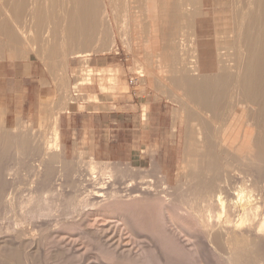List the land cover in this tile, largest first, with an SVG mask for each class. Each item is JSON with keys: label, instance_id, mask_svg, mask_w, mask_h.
<instances>
[{"label": "rangeland", "instance_id": "obj_1", "mask_svg": "<svg viewBox=\"0 0 264 264\" xmlns=\"http://www.w3.org/2000/svg\"><path fill=\"white\" fill-rule=\"evenodd\" d=\"M2 1L3 0H0V2H1L0 4L3 5L4 14L8 15L11 20H14L10 16L11 14L10 15L8 14L7 8L5 7L8 5V3L6 1L5 2L4 1L2 2ZM30 1H31L30 2L31 10L34 6L39 5L40 2L46 3L48 6L51 4H57L53 7V9H54L56 15H58V17L60 16V20L62 22L64 21L63 16H62V11H61L64 8L62 0H45V1L44 0H30ZM143 1H141L140 7H139L140 10L137 9L138 10L137 12L142 11V12H139L140 16L146 14V9H145L146 8V2L144 1L145 2L144 3ZM173 1L174 2L170 6H171V9H172L174 14L168 16L169 18L166 17L167 19L165 17L162 19V15H161L162 14L161 10L162 9L164 10V8H163L164 4H165L164 0H159V6H158L159 10L161 9L160 14H159L158 26L163 28L165 25L166 26L168 25L167 28H170V30H168L166 32L168 37L166 36L165 32H161V34L156 36V37L148 35L149 29L147 28L148 27L147 26L148 21L145 18L146 16H141V18L140 17L137 18V19H140L141 21L136 20L138 22L140 21V23H139L140 25L139 24L135 25V30H136V28H138V30H136V31L133 28L134 27L133 21H134L135 16H132V17L130 16V18L128 17V19H130L131 22L128 19H126L127 17H125V18L123 17L126 20V22L123 18H121L120 19L121 21L119 20V22H118L121 24L118 25V23H117V26H116V23L112 17L111 29L113 30V32H110V33H113V35L109 34V36L112 37V40L110 39V42L111 41H113V42L109 43V44H111V45H109V47H111V48H108L109 50L107 49L105 52H98V53L92 52L93 54L91 53V54H88L86 56L81 55V57L80 56L78 57V55L72 56L74 54H71V55H69V54L64 55L63 54L65 56L64 58L68 59L69 64L67 62H64L63 72L59 76L60 78L57 82V87H56L54 94L52 96H50L49 99L48 98L45 99V103L49 108L48 119L44 122L41 121L40 125L37 126L32 122L21 121V124L19 126H13V125H11V123L13 122L11 119H7L4 116H0V164L3 165V166L0 165V169L5 166L4 170L1 169L3 171V174H2V171H0V174L2 175V177L0 178V181H3V183L0 182V187H2V189H0V207H1L0 208V235H1L0 236V241H1L0 246L4 244V242H3L4 239L8 238V235H7L8 233H10L11 237L13 236V239L14 238L17 239L16 238L17 233L21 232L23 235H21V239L20 238L17 239L18 240L17 243L20 241L19 242L20 244H22V242H23L22 246L25 245V246H29V247H27V249H26L25 246H23L24 248H21L20 246H18L19 244H14L15 246L12 245L14 247L12 249V252L14 251V253H17L15 255L19 260H20V258L18 256L20 255V253H22L23 250H25L28 254H30V257H28V260H27L29 262H27L26 264H119V263L120 264H228L229 263L230 264L231 263L230 259L232 257V255H231L232 251H231V253H229L230 252L229 250H231V249H228V247L225 246L224 243H223V247H222V244L220 245V243L223 242V240H222V242H220V237L218 238L214 235L215 237H212V238L215 240L212 241V238L208 237V233H206L207 234L206 235L204 233V231H200V230L197 231V230L188 229V230H183L181 232H178L176 229H180V228H178V226H181L183 228L184 220H180L178 218L179 216H176L175 217V223L166 222L164 219V216L162 214L163 212H161L162 210H160V201H156L157 200L156 197H154V200H153L152 196L149 199L145 200V201H147V203H149L148 200H150V199H151L150 201L153 200V202H152L153 204L150 202L152 205L149 203L150 205L148 207L147 206H143V207L140 206V208H139L140 202L142 205H145L146 202L140 201V200L139 201L136 200V202H135V200H133V199L131 200V198L129 197L131 195L128 194L129 192L131 193V190L133 191V190H136L138 188L140 181L147 180L150 178L153 179V184H155V185L160 179H163L164 181H166L168 184V187H169L168 191L172 192L174 194V197H179L180 195H182L183 192L185 191V188L187 187L188 173H187V169L183 168V166L185 164V159H186V154H187L188 138H189V135H187V130H186L187 125L185 122H183L184 119L183 120L176 119V117H177L176 112L178 111V109H180L181 105H179L178 103L173 101V98H175V96L172 92V87H170L171 85L168 83L169 81H167L165 79H164V83H162L160 81L162 74L164 76V72H160V69H157V65H158L157 62L156 63L152 62V60L154 61V58H155L153 55V51L154 50H162V51L165 50L168 52V51L175 50V49H177V50L182 49V48L186 49L187 48L186 42L189 43V39L191 38V33H192V30L194 29L195 22L197 24V35L200 38H206V39H203V42L209 43L210 41H212L214 43L213 40L216 39L218 30L228 31L232 28L230 17H231V15L234 14V12H235L234 10L236 9L237 5L240 4L241 0H237V1L236 0H200L199 4H197L196 1H194V2L189 1L190 4L194 3V7H196V8H198V6H200L201 15L203 14V16H199L195 20H193V19L190 20V16H184L182 14L183 11H184V13L187 12V11H185L186 9H184V8H187L186 5H187L188 0H173ZM231 1H233V3ZM3 3L6 5L4 6ZM181 5H183L185 7H183ZM181 9H183L182 12H181ZM32 12H33V10H32ZM232 12H233V14H232ZM177 13H178V15H177ZM179 13H181L182 15ZM59 14H61V15H59ZM185 14H187V13H185ZM34 15L35 14H33V16ZM122 19H123V21H122ZM165 22L166 23L169 22V23L166 24ZM64 23L65 22H63V26L60 29V33H59V35L61 37V44H62L61 50L62 51L66 50V48L69 49L67 46L68 40L66 37V33L63 32ZM123 23H125L127 26H124L125 30L123 33L121 32V34H120V31L124 29ZM135 23H137V22H135ZM190 24H191V29H190ZM131 25H133V27ZM137 25L138 26L142 25L141 26L142 28L136 27ZM143 27H146L148 29V31L145 28L143 29ZM101 28H99V30L97 32L98 34L94 35L95 39L93 38V42L95 40H97V42L96 41L94 42L95 44H97V46L100 43L98 39H100V41L103 40V39H101V35L103 34V32L100 33L102 31ZM93 29H95V27ZM31 30L27 31L25 29V31L22 30L23 31L22 32L20 30V32L22 35H24L23 33H25V38H28V37L35 36V32L33 30L32 31ZM129 32H130V35H127L128 36L127 37L126 34H129ZM138 32H140V33H138ZM122 34H125V35H122ZM136 34L137 35L139 34L138 36L140 39L138 38V36ZM140 34H141V36L143 35V37H141ZM162 34H165V37ZM176 34H178V35H176ZM145 35H148V37H147L148 40L150 37H152V38H150L151 41L149 40L150 42L146 41L147 38H144V37H146ZM65 37H66V40H65ZM96 37L98 39H96ZM136 37H137V40H135ZM47 38L48 39L51 38V31L50 30H49V32H47ZM102 38H104V35L102 36ZM122 38H124V39H122ZM123 40H124V42H126V44L128 41V44H127L128 48H127V45L123 42ZM135 41L138 45L135 43ZM107 42H109V41H107ZM140 42H141V44H140ZM112 43H114V44H112ZM63 44L64 45L66 44L65 48H64ZM185 45H186V47H185ZM94 47L96 48V45H94L93 48ZM136 48H137V50H136ZM32 50L39 51V46L36 45L35 47L32 48ZM141 50H143V52ZM134 51H136V52H134ZM113 52H119V53L117 55H114ZM132 52H134V53H132ZM137 52H139V53H137ZM108 53H111L112 55L109 56L108 59L100 60V63H102L101 65H103L105 67H109V66L116 67L117 66L120 68V71L118 74H120V73L121 74H120V76L117 75L119 77H117L112 72V70H110L112 72V74H114L116 79L120 78L117 81H116V79L112 80L111 77H114V76L110 75L111 77L110 76H109V78L106 77L107 74H109V73L111 74V72L109 70H108L109 72L106 70L105 71L98 70L96 68H101V67L95 66V64L89 60L90 56H96L97 58H104L103 54L107 55ZM44 55L45 54L42 53V56H44ZM209 55H208V57H209ZM149 56H151V58H149ZM138 57H142L145 59L147 58L148 60L150 59L149 63L151 65L149 64V67L151 66L150 67L151 69H152V67H154L152 69V71L156 67V69L154 70L155 74H156L155 79L150 81L148 78L149 76H142V74H140V72H138V69L141 67V65H139L141 62V58H138ZM137 59H139L138 62H137ZM72 60H73V67L71 68L70 65H71ZM86 61L89 62V64L95 68L94 72H93V70H90L91 72L89 70H87L88 68H86V66H85ZM137 66H138V68H137ZM81 68H83V69H81ZM81 70H82V72H81ZM206 71L210 72L211 69L208 68ZM100 72H101V75L103 74L105 76H103V75L99 76L98 74H100ZM137 72L140 76V79H138V82H137L138 85L137 84H135V85L139 86L141 94H144V93L145 94L148 93V94H147L146 98H135V102L136 103H143L144 102V104L142 106L144 108V105L145 106L149 105V103H146V101H149V100L152 101V99L154 98L155 100L160 102V103H156L154 105V111L161 113V115H160L161 119L158 122V124H162V127H163V125L169 127L170 123H171V126H172V122H171V118L169 116V112H171V117L173 119V123L175 124L173 126L174 127L173 133H172L171 129H166L168 139H169V141L172 142L171 146L175 147V149L174 150L168 149L170 145L165 144L164 150L159 151V153L156 157V160H155L158 168L151 167L152 165L150 166L149 162H144L142 164L131 166V165L125 164V163L98 161V160H95L94 158H92L87 153L86 150H84L80 147H75L73 149L70 146L68 150H65L61 144V140L56 138V136H55L56 131L54 130L55 127L57 126L56 128H59V131H60L61 114L63 112H66L67 110L72 111V110L76 109L79 101L97 100L96 99L97 93H100V92L101 93L124 92V91L129 90L131 87L135 86V85L130 84L129 78L131 76H133L134 74H136ZM82 73L85 75H83ZM90 73H92V78H91ZM80 74H81V76H80ZM82 75L84 77L86 76V78H84ZM82 77H83V79H82ZM87 78H90V80H88ZM91 79H93V80H91ZM102 79H103V82H102ZM104 82H106V83H104ZM166 82H167V84H166ZM116 83H119L118 84L119 87L117 86ZM167 85H169V86H167ZM73 87H75V88L73 89ZM75 90H78V91H75ZM75 92L78 93V96H74ZM89 94H93L95 96L93 97V95H89ZM87 95H88V97L85 98ZM167 110H168V117L165 114V112H167ZM52 117H54V118L58 117L57 119L59 121L57 119L52 118ZM53 122H56V123L58 122V124L56 125V123H55V126H54ZM41 127H42V129H40ZM209 130H211V126L209 127ZM163 133L164 132L159 133V135H158V133L155 135L153 134L152 141H151L153 149L157 150V148H160V146L162 145ZM54 136H55V139H53ZM6 139H8L9 141ZM57 141H60V142H57ZM2 142H3V144H2ZM5 142H7V143H5ZM56 142L58 144H61L60 150L58 151V154L56 155L57 151H53L55 153L50 152V153H47L45 155L46 157L43 156L44 155L43 153L46 152L45 151L46 146H49L48 144H50L51 148H55L58 145ZM6 147L8 150L6 149ZM153 153H155V152H153ZM165 154H169L170 159H168L165 156ZM39 157H40V159H39ZM47 157H49V158H47ZM58 157H59V159H58ZM10 160H11V163H10ZM87 160H88V162H87ZM41 161L43 162L42 169H40V167H41L40 163H42ZM90 161L95 165V168L93 169L95 173L92 172L93 170L88 169V167H89L88 165L91 163ZM44 163H45V165H44ZM37 164L39 166H37ZM48 164H50V165L47 166ZM10 166H11L12 171L14 170L13 172H10V173L14 174V175L11 177H8L10 175H8L7 173L10 170L5 169V168L10 167ZM19 167H20V169H19ZM57 167H58V171H57ZM105 167H107V168L109 167L110 170L109 169L107 170V168H105ZM55 168H56V170H55ZM103 168L106 169V172H108V173H106L105 171L103 172ZM238 168L240 170L244 169V167H241V166H239ZM253 168H254V166H253ZM21 169L23 171H21ZM43 169H44V171H43ZM46 169H50V170L52 169V171L48 172V174H47V172H45ZM41 170L44 173L41 172ZM109 171H110V173H109ZM15 172H18V173H15ZM237 172H239V171L237 170ZM28 173H29V175H28ZM38 173H39V175H38ZM17 174L20 176H18ZM40 174L43 176H41ZM103 174H104V176H100ZM254 174H255V172H254ZM6 175H8L7 178L5 177ZM91 175L94 176L95 178L97 177L98 179L97 178L95 179ZM38 176H40V178H38ZM36 177H37V180H36ZM254 177L256 178V176H254ZM15 178H16V180H15ZM24 178H26V179H24ZM6 179L9 181H7ZM93 179L96 181H94ZM32 180H33V182L36 181L35 182L36 188L34 187V189H36V190L30 189L29 185L32 182ZM15 181L17 182L18 186H17V184H15L16 183ZM63 182L65 184H63ZM1 183L2 184L6 183V186H9L8 189H10L12 187L10 190H14V192L16 193V197L14 198V200L16 201V203H15V201H14V203L16 205L13 204V205H15L14 207H13V205L11 206V205L7 204L6 199H4L5 196L3 198V194L4 193L7 194L10 190L8 191L7 187L4 185L2 186ZM62 184H63V186H62ZM73 184H74V186H73ZM128 184L131 185L129 188H128V186H129ZM13 185H14V187H13ZM77 185H78V187H77ZM3 187H6L7 190L3 189ZM88 188H89V190H88ZM1 190H3L4 192ZM78 190H80V191H78ZM98 190L102 191L103 192L102 194L105 193L104 197L103 196L98 197V198L95 197ZM111 190H112V192H111ZM115 190L117 191V193H119L118 196L121 197V201L124 202V200H125V202H124L125 204L122 202H120V203L118 202V200H119L118 198H120V197H117V199H118L117 200L116 198H113L111 195H108L109 192H110V194H112L115 192ZM127 190H129V191H127ZM43 192H44V194H43ZM106 193H108V194H106ZM30 194H31V196H30ZM25 195H27V196H25ZM71 195H72V198H71ZM73 196H74V198H73ZM39 197L41 199H39ZM47 197H49V200L47 199ZM94 197L97 199V202L95 201L96 199H93ZM31 198H32V200H31ZM27 199L29 200L28 201L29 203L27 202ZM33 199L35 201L34 204L32 203ZM104 199L107 201H105ZM108 199H110V200H108ZM46 200H47V202H46ZM112 200H114V201L117 200V202H114L116 204V206L114 205ZM20 201L21 202L25 201L24 202L25 204L23 202H22L23 205L20 204L21 203ZM30 201H31V204H30ZM63 201L65 202V204ZM85 201L87 203H84ZM127 201L131 202V203H132V201H134V202L132 204L131 203L129 204ZM71 202H73V203L71 204ZM88 202H90L92 204L89 203V205H88ZM99 202L102 204H99ZM104 202H106V203H104ZM109 202L111 204H109ZM154 202H156V203L159 202V205L157 204V206L154 207V205H156ZM35 203L37 204L36 206H35ZM43 203L47 204V205L49 204L50 206L48 205L49 206L48 208L51 207V209H48L47 205H43ZM57 203H59V204H57ZM83 203L87 204V205L84 206ZM94 203H95V205H93ZM134 203H135V205H133ZM80 204H81V206H80ZM117 204H120L121 206H119ZM78 205L80 207H78ZM23 206H24L25 210H24ZM37 206H39V207H37ZM44 206H46V208ZM92 206L96 210L94 208H92ZM113 206H114V208H112ZM118 206H119V208L121 207L120 210L118 209ZM123 206L124 207L126 206V207L124 208ZM133 206L135 208H132V210H131V207H133ZM128 207H130V208L128 209ZM136 207L138 209H136ZM13 209H15V210H13ZM20 209H22V210H20ZM32 209L35 211H32ZM36 209H37V211L39 209V211H41V212L46 211V209H47V211L49 210L51 213L48 216H44V217H40V218L34 217L35 218L34 219L33 214H31V213L32 212L39 213V211L37 212ZM125 209H127V210H125ZM133 210H134V212H133ZM28 211H32L31 213H29L32 216H29V214H27ZM104 211H108V212L105 213ZM113 211L114 212L116 211L115 212L116 214ZM145 211H148V212H145ZM214 212L217 213L218 211H214ZM108 213L110 215H108ZM140 214H142V216ZM30 219H31V221H30ZM16 221L18 222V224L21 223V226L18 225ZM76 221H77V223H76ZM164 222L166 223L165 228H164ZM22 224H24V225H22ZM25 226H26V228H25ZM17 227H19L20 229ZM25 229H26V231H25ZM169 229H175L176 232H173V233L171 232L172 233V235H171V233L168 232ZM7 231H8V233H7ZM10 231H12V232H10ZM163 231L166 233L164 234ZM33 233L34 234L36 233V235H34ZM174 233H176V234H174ZM167 234H169L168 236H170V237H167ZM3 235H6L7 237L6 236H5V238L3 237L4 239L2 240ZM28 238H30V239H28ZM113 238H115L114 239L115 241L113 240V242H112L111 240ZM210 238H211V240H208ZM216 238L218 239V241H216ZM118 240L121 242L122 241L125 242V243L122 242L123 248H124L125 252H126V250H127V253L129 251V255H130L129 256L128 254H126L124 252L126 255H128V257H126V256L124 257V254H121L123 257L121 255L118 257L123 258L122 260H121V258H119L117 260L118 257L116 258L115 256L118 254H116L115 256L113 254L114 249L112 246L114 245V243L116 244V242ZM250 240L252 241L254 239L251 238ZM250 240L249 239H247V240L243 239V241H245L247 244H244L245 242L242 243L241 242L242 240L239 242V244H240V246H242V248H243V246L246 245L244 247L246 250L243 248V250H245L244 253L242 252V248H240V246L238 244V246L242 252V256H243V254L246 257L249 255L250 259L247 257L249 262L253 261L254 258L257 259L258 255H259L258 258H260V255L263 254V253H261V254L257 255L259 250H256V248L258 249V247L255 245L256 242L254 240L252 243H254V242L255 243L252 244V246H250L251 245ZM110 241L112 243H109ZM214 241H216L217 243L215 242V244H214ZM25 242H27V244H25ZM210 242H212L213 246L211 245ZM28 243H29V245H28ZM241 243H242V245H241ZM248 245L251 248H249V247L247 248ZM72 246L75 249L74 251L70 250V248ZM253 246L255 247V251H254ZM3 247H6V245ZM15 247L16 248L20 247L21 250H20V248L16 249ZM219 247H220V249H219ZM6 248L0 249V251L2 250L0 253V260L2 262L0 261V264L9 263L7 251H10V247H8L9 249L7 248V250H6ZM156 249H157V251H156ZM249 249H252L253 252H255V253H250V252H252V250L250 251ZM3 250H5L7 253L4 252ZM197 250L199 252H197ZM220 251H222V252H220ZM247 252H249V254ZM221 253H222V255H220ZM256 255H257V257H256ZM229 256H230V258H229ZM242 256L240 257L239 260L243 264L246 260H242V259H245L246 257L245 256L242 257ZM261 256H263V255H261ZM221 257H224V258L227 257V258H226V260H224V258H221ZM29 258H30V260H29ZM228 258H229V261H228ZM251 258H253V259L251 260ZM262 258L264 260V256ZM262 258H261V262L263 263L264 261H262ZM225 261L226 262L228 261V263H226ZM247 263H248V261H247ZM20 264H24V263H22V261H21ZM231 264H233V263H231Z\"/></svg>", "mask_w": 264, "mask_h": 264}, {"label": "bare ground", "instance_id": "obj_2", "mask_svg": "<svg viewBox=\"0 0 264 264\" xmlns=\"http://www.w3.org/2000/svg\"><path fill=\"white\" fill-rule=\"evenodd\" d=\"M3 1L4 2L6 1L8 3L7 8L10 6L9 9H7V12L9 15L11 14V12H13L12 10H14L13 13H15V15L20 14L19 10H18V12H15V8H16L15 6L22 5L23 7L25 6V8L27 6V5H23V4L27 3V0H3ZM141 1H143V0H62L64 8L61 11H62V16H63V20H64L63 22H65L64 27H63V32L66 33V37L68 40L67 46L69 48V49L66 48V50H64L62 53L64 55L74 54L72 56H75V55L84 56V55L91 54L92 52H94V53L95 52L96 53L105 52L108 48H111V47H109V45H111L109 43H111L113 41L110 42V39L112 40V37H110L109 34L113 35V33H110V32H113V30L111 29L112 17H113V20L115 21L116 26H117V23L119 22V20L121 18L127 17L126 19H128V17L130 18V16L131 17L135 16L134 21H133L134 27H133V25H131L135 30V25L139 24L141 21L140 19H137V18L138 17L141 18V16H146L145 18L148 21L147 22L148 23L147 28L149 29V31L146 27H143V29L145 28L148 31V33H149V34L147 33L148 35L156 37V36L160 35L161 32H165V34L167 36L166 32L168 30H170V28H167L168 25L167 26L165 25L163 28L158 26L159 14H160V10H161V9L159 10V7H158L159 6V0H144L146 2V8H145L146 14L140 16L139 12H142V11L137 12L138 11L137 9H139ZM189 1H192V2L196 1L197 4L200 3V0H188V2L186 1L187 5L189 4L188 6L186 5L187 8H184V9H186L185 11H187L185 13H187V14H185L184 11L182 12L183 9H181L182 14L184 16H190V20L191 19L195 20V19H197V17L203 16V14L201 15L200 6H198V8H196V7H194V3L190 4ZM173 2H174L173 0H164V3H165L164 7H163L164 10L163 9L161 10L162 19L164 17L169 18L168 16L174 14L172 9H171V6H170V5H172ZM231 2L233 3V1H231ZM5 5L6 4H4V6ZM183 5H181V6H183ZM183 7H185V6H183ZM40 9H41V6L39 7V5H36L32 8L35 16H38V12ZM234 11H235L234 14L232 12L233 15H231V17H230L232 28L228 31L218 30L217 31V37H216V39L213 40L214 43L212 41H210L209 43L203 42V39H206V38H200L197 35V24L195 22L194 29L192 30V33H191V38L189 39V43L186 42V45H187L186 49L181 47L182 49H179V50H177V49L171 50L170 49L171 51H168V52L165 50L164 51H162V50H154L153 51V55L155 58L153 57L154 61L152 60V62H155V63L157 62L158 63L157 69H160V72H164V76L162 74L160 81L162 83H164V79L169 81L168 83L171 85L170 87H172V92L175 96V98H173V101H175L176 103L181 105L180 109H178V111L176 112V114H177L176 119H180V120L184 119L183 122H185L187 125L186 130H187V135H189V138H188L187 154H186L185 164L183 166L184 169H187V173H188L187 187L185 188V191L183 192L182 195H180L179 197H174V194L172 192L168 191L169 187H168V184L166 181H164L163 179H160L155 185V184H153V179L150 178L147 180L140 181L138 188L136 190H133V191L131 190V193L129 192L128 194L131 195V196H129L131 198V200L133 199V200H135V202H136V200L146 202L145 205H142L140 202L141 205L139 204V208H140V206L141 207H143V206L148 207L153 202L154 197H156L157 198L156 201H160V210H162L161 212H163L162 214H163L166 222L175 223V217L176 216H179L178 218L180 220H184L183 228L181 226H178V228H180V229H176L178 232H181L183 230L192 229V230H197V231L198 230L204 231V233L205 234L208 233V237H211V238L215 237V236L218 238L220 237V242H222V240H223V242L220 243V245L222 244V247H223V243H224V245L227 246L228 249H231V250H229L230 251L229 253H231V251H232V253H231L232 257L230 259V262L233 264H242L239 259L242 256V252L244 253V251L246 250L244 248L246 245L243 246V248L245 249V250H243V248H242V246H240L239 242L241 240H242L241 241L242 243L245 242V241H243V239H246V240L247 239L250 240L251 238L254 239L256 242V243L254 242L255 245L258 247V249L256 248V250H259L257 255L263 253L261 255L264 256V0H244V1L241 0L240 4L237 5V7ZM29 12H30V10H29ZM179 14H181V13H179ZM59 15H61V14H59ZM177 15H178V13H177ZM23 16H24V14H23ZM123 19H122V21H123ZM43 20H45V19H43ZM43 20H42V22H45ZM128 20L130 21V19H128ZM136 20H140V21L138 22ZM38 21L39 22L41 21V16L39 19L37 18V20L35 22L39 23ZM125 22H126V20H125ZM135 22H137V23H135ZM92 23L93 24L99 23L98 25L99 26L101 25V27L103 28L102 29L100 27L102 30L100 33L103 32V34L101 35V39H103V40L100 41V39H98L96 37V39H98L100 42V43L98 42L99 43L98 46H97V44L94 43L95 41L97 42V40H95L93 42V38H94V35L98 34L97 32L99 30V27L97 25L96 26L93 25ZM168 23L169 22H167L166 24H168ZM18 24H20V23H18ZM119 24H121V23H118V25ZM123 24H124L123 28H124V26H127L125 23H123ZM38 25H42V24L39 23ZM141 26L137 25L136 27H141ZM41 27H39V28L41 29ZM92 27L93 28L95 27V29H93ZM42 29H44V28H42ZM190 29H191V24H190ZM124 30H125V28L120 31V34H121V32L123 33ZM136 30H138V28H136ZM138 33H140V32H138ZM23 34H24L23 36H25V33H23ZM165 34H162V35H164V37H165ZM103 35H104V38H102ZM122 35H125V34H122ZM127 35H130V32H129V34H126V36ZM148 35H145L146 37H144V38H147ZM176 35H178V34H176ZM140 36H141V34H140ZM66 37H65V40H66ZM141 37H143V35ZM138 38H139V36H138ZM150 38H152V37H150ZM150 38H149V40H150ZM122 39H124V38H122ZM135 40H137V37ZM149 40L147 38L146 41H149ZM107 41H109V42H107ZM37 42H39V41H37ZM123 42H124V40H123ZM124 43L126 44V42H124ZM135 43H136V41H135ZM112 44H114V43H112ZM127 44H128V41H127ZM140 44H141V42H140ZM65 45H64V48H65ZM94 45H96V48L95 47L93 48ZM186 45H185V47H186ZM127 48H128V45H127ZM136 50H137V48H136ZM141 51L143 52V50H141ZM134 52H136V51H134ZM134 52H132V53H134ZM139 52H137V53H139ZM208 55H209V57H208ZM142 57H138V58H141V62L139 61L140 62L139 65H141V67L139 66L140 68L138 69V72H140V74H142V76H149L148 77L149 80L152 81L153 79H155V76H156L155 71H154L156 69V67L152 71V69L154 67H152V69L150 68L151 66L149 67V64H150L149 60L150 59L148 60L147 58L145 59ZM149 58H151V56H149ZM138 60L139 59H137V62H138ZM63 61L68 63L67 58H64ZM87 61H86V65L84 63L83 64L86 66V68H88L87 70H89V71L93 70V72H94L95 68L93 66H91L89 64V62H87ZM137 68H138V66H137ZM208 68L211 69L210 72L206 71ZM81 69H83V68H81ZM96 69L103 70V71L112 70V72L116 76L117 75L120 76V74H121V73L118 74L120 71V68L117 66L116 67L109 66V67H102V68H96ZM81 72H82V70H81ZM112 72H111V74L110 73L107 74L108 76L106 75V77L109 78L110 75L114 76V74H112ZM92 73H90L91 78H92ZM83 75H85V74H83ZM98 75L100 76L101 72ZM80 76H81V74H80ZM103 76H105V75H103ZM119 76H117V77H119ZM83 77H82V79H83ZM114 77H111L112 80L116 79V77L115 78ZM84 78H86V76ZM87 79L90 80V78H87ZM119 79H116V81ZM91 80H93V79H91ZM102 82H103V79H102ZM104 83H106V82H104ZM116 84L118 86L119 83H116ZM166 84H167V82H166ZM167 86H169V85H167ZM75 91H78V90H75ZM89 95H93V94H89ZM94 96L95 95H93V97ZM87 97H88V95L85 98H87ZM148 109H149V105H146V106L144 105V116H145V118L147 117ZM54 117H52V118H54ZM57 118H54V119H57ZM53 123L55 126L56 122H53ZM57 124H58V122L56 123V125ZM174 125L175 124L173 123V126ZM210 126H211V130H209ZM56 127L54 129L56 131L55 136H56V138H58L60 140V131H59V128H56ZM40 129H42V127ZM55 136L53 139H55ZM8 139H6V140H8ZM3 142H2V144H3ZM7 142H5V143H7ZM57 142H60V141H57ZM48 145L49 146H46V150H45L46 152L43 153L44 154L43 156H45L47 153H50L53 151H57V153H56V155H57L58 151L60 150L61 144H58L57 145L58 147L56 146L55 148H51L50 144H48ZM6 149H7V147H6ZM53 153H55V152H53ZM47 158H49V157H47ZM39 159H40V157H39ZM58 159H59V157H58ZM87 162H88V160H87ZM10 163H11V160H10ZM40 164H41L40 169H42L43 162ZM44 165H45V163H44ZM49 165L50 164H48L47 166H49ZM1 166H3V165H1ZM37 166H39V165L37 164ZM88 166H89L88 169H91V170H93L95 168V165L92 162ZM239 166L244 167V169L240 170L238 168ZM253 166H254V168H253ZM4 167H2L1 169L4 170ZM105 168H107V167H105ZM1 169H0V171H2ZM5 169L10 170V171L7 170L8 171L7 174L10 176L6 175L5 176L6 178H7V176L11 177L14 175V174L10 173V172L14 171V170L12 171L11 166L7 167ZM19 169H20V167H19ZM44 169H43V171H44ZM108 169L110 170L109 167L107 168V170ZM55 170H56V168H55ZM237 170L239 172H237ZM21 171H23V170L21 169ZM43 171L41 170V172H43ZM50 171H52V169L51 170L46 169L45 172H47V174H48V172H50ZM57 171H58V167H57ZM104 171L106 172V169L103 168V172ZM92 172H94V170ZM254 172H255V174H254ZM15 173H18V172H15ZM29 173H28V175H29ZM106 173H108V172H106ZM109 173H110V171H109ZM2 174H3V171H2ZM104 174L100 175V176H104ZM38 175H39V173H38ZM18 176H20V175H18ZM41 176H43V175H41ZM254 176H256V178ZM1 177H2V175L0 176V178ZM92 177H94V176H92ZM38 178H40V176H38ZM24 179H26V178H24ZM15 180H16V178H15ZM33 180L29 185L30 189H34V187L36 185V183H35L36 181L33 182ZM36 180H37V177H36ZM7 181H9V180H7ZM94 181H96V180H94ZM0 182L3 183V181H0ZM2 183H1L2 186L3 185L6 186V183L5 184H2ZM15 184H17V182ZM63 184H65V183L63 182ZM63 184H62V186H63ZM128 185H129L128 186V188H129L131 185L130 184H128ZM17 186H18V184H17ZM73 186H74V184H73ZM6 187L8 189L9 186H6ZM6 187H3V189H6ZM13 187H14V185H13ZM77 187H78V185H77ZM0 189H2V187H0ZM10 189H8V191ZM34 190H36V189H34ZM80 190H78V191H80ZM88 190H89V188H88ZM1 191H3V190H1ZM127 191H129V190H127ZM111 192H112V190H111ZM102 193H103L102 191L98 190V192L96 193V196L95 195L94 196L96 198L101 197V196L104 197L105 193L104 194H102ZM4 194H3V198L5 196L4 199H6L7 204L12 206L13 204L16 203V201L14 200V198L16 197V193L14 192V190H10L7 194H5V195ZM43 194H44V192H43ZM106 194H108V193H106ZM118 194L119 193H117V191L115 190L114 193L110 194V192H109L108 195H111L113 198L117 199V197H120V196H118ZM25 196H27V195H25ZM30 196H31V194H30ZM151 196L153 197V200L152 201H150L151 199L148 200L149 203L151 202L149 204L145 200L149 199ZM95 197L93 199H96ZM32 198H31V200H32ZM71 198H72V195H71ZM73 198H74V196H73ZM28 199H27V202L30 200V199L29 200ZM39 199H41V198L39 197ZM47 199L49 200V197H47ZM118 199L117 200L119 203L122 202L121 197ZM108 200H110V199H108ZM117 200L116 201L112 200V202L113 203L117 202ZM14 201H15V203H14ZM95 201L97 202V199ZM105 201H107V200H105ZM22 202L20 204H22ZM34 202L35 201L33 199L32 203L34 204ZM46 202H47V200H46ZM73 202H71V204ZM110 202H109V204L112 203V202L111 203ZM124 202H125V200H124ZM124 202H122V203H124ZM133 202L134 201H132V203ZM84 203H87V202L85 201ZM89 203L90 202H88V205H89ZM104 203H106V202H104ZM128 203L130 204L131 202H128ZM154 203L156 204V205H154V207H156L157 204L159 205V202L158 203L154 202ZM30 204H31V201H30ZM57 204H59V203H57ZM64 204H65V202H64ZM81 204H80V206H81ZM90 204H92V203H90ZM99 204H102V203L99 202ZM15 205H13V207ZM36 205L37 204L35 203V206ZM43 205H47V204L43 203ZM48 205H47V208L50 206V205L49 206ZM85 205H87V204H84V206ZM93 205H95V203ZM114 205L116 206L115 203H114ZM117 205L121 206L120 204H117ZM133 205H135V203ZM80 206L78 205V207H80ZM119 206H118V209L120 210L121 207L119 208ZM37 207H39V206H37ZM44 207L46 208V206H44ZM23 208H24V206H23ZM92 208H94V207L92 206ZM112 208H114V206ZM129 208L130 207H128V209ZM132 208H135V207L134 206L131 207V210H132ZM48 209H51V207ZM136 209H138V208L136 207ZM13 210H15V209H13ZM20 210H22V209H20ZM24 210H25V208H24ZM125 210H127V209H125ZM32 211H35V210L32 209ZM32 211H28L27 214L31 213ZM36 211H37V209H36ZM38 211H39V209H38ZM214 211H218V212L215 213ZM104 212L106 213L108 211H104ZM133 212H134V210H133ZM145 212H148V211H145ZM50 213L51 212L49 210L47 211V209H46V211H42V212L39 211V213L32 212L31 214H33V218L34 217L40 218V217L48 216ZM108 215H110V214L108 213ZM140 215L142 216V214H140ZM29 216H32V215L29 214ZM30 221H31V219H30ZM76 223H77V221H76ZM17 224H18V222H17ZM18 225L21 226V223ZM22 225H24V224H22ZM165 225H166V223L164 222V228H165ZM17 228H19V227H17ZM25 228H26V226H25ZM174 230L175 229H169L168 232H170V233L176 232V230L175 231ZM25 231H26V229H25ZM10 232H12V231H10ZM7 233H8V231H7ZM165 233L166 232H164V234ZM172 233H171V235H172ZM174 234H176V233H174ZM7 235H8V238H6V239H4L6 235L2 236V240L4 239V241H3L4 244L1 245L2 247L0 246L2 249L6 248V247L7 248L10 247L11 252L7 251L8 252V254H7L8 255V261H9V263H7V264H20L21 261L24 264L29 262L27 260H28V257H30V254H28L25 250L22 249L23 250L22 253H20V255L18 256L20 258V260L15 255L17 253H14V251L12 252V249L14 248L12 245H14V244H19L18 246H20L21 248H24L23 246H25V245L22 246L23 242H22V244L19 243L20 241L17 243V241H18L17 239L18 238L21 239V235H23V234L21 232L17 233V236H16L17 239H15V238L13 239V236L11 237L10 233H8ZM34 235H36V233ZM168 235L169 234H167V237H170ZM115 238H113L111 241L113 242V240ZM211 238L208 240H211ZM28 239H30V238H28ZM213 240H215V239L212 238V241ZM254 240H252V241L250 240L251 241L250 246H252V244H254V243H252ZM111 241L109 243H112ZM216 241H218L217 238H216ZM216 241H214V244ZM122 242H124V241H122ZM122 242L118 240L116 242V244L114 243V245L112 246L114 249L113 250L114 256L116 254H118L115 256L116 258L118 256H120L121 254H124V257L125 256L128 257V255H129V251H128V253H127V250L125 252ZM210 243L213 246L212 242H210ZM242 243H241V245H242ZM25 244H27V242H25ZM238 244H239L240 248H242V252H241ZM244 244H247V243L245 242ZM5 245H6V247H3ZM28 245H29V243H28ZM250 246L248 245L247 248L248 247L251 248ZM20 247H17V248H20ZM27 247H29V246H25L26 249H27ZM7 248H6V250H7ZM21 248H20V250H21ZM219 249H220V247H219ZM70 250L74 251L75 249L72 246L70 248ZM249 250L251 251L252 249H249ZM1 251H0V253H1ZM3 251L6 252L5 250H3ZM156 251H157V249H156ZM254 251H255V247H254ZM124 252L128 255H126ZM197 252H199V251L197 250ZM220 252H222V251H220ZM247 253L249 254V252H247ZM250 253H255V252H253V250H252V252H250ZM220 255H222V253ZM257 255H256V257H257ZM261 255H260V258H258L259 257V255H258L257 259L251 258V260L253 259V261L249 262V260L247 259V257L249 258V255L246 257L243 254V256L246 257V258L244 257L245 259H242V260H246L243 264H248V263L249 264H263L264 262L263 263L261 262V258L263 256H261ZM119 258H121V257H118L117 260ZM221 258H224V257H221ZM226 258H224V260H226ZM229 258H230V256H229ZM229 258H228V261H229ZM122 259L123 258H121V260ZM29 260H30V258H29ZM228 261L227 262L225 261V262L228 263ZM247 261H248V263H247ZM262 261H264L263 258H262Z\"/></svg>", "mask_w": 264, "mask_h": 264}, {"label": "crops", "instance_id": "obj_3", "mask_svg": "<svg viewBox=\"0 0 264 264\" xmlns=\"http://www.w3.org/2000/svg\"><path fill=\"white\" fill-rule=\"evenodd\" d=\"M30 2L27 0L23 4L27 5L26 8L15 6V12H20L16 16L12 10L11 17L15 20L4 14L3 5L0 4V116L11 119L13 126H19L21 121L38 126L41 121L47 120L49 108L45 99L54 94L64 65L59 35L63 22L53 9L57 4L48 6L40 2L39 12L42 13L33 16ZM40 16L41 21L38 22L43 26L35 22ZM98 24L93 25L100 28ZM18 26L22 30L32 29L35 36L25 38ZM49 30L50 39L47 38ZM36 45L39 51H32ZM42 53L45 55L42 56ZM118 53L113 52L114 55ZM103 55L104 58L90 56L89 60L97 67H105L100 60L108 59L112 54ZM70 67H73V60ZM137 85L124 92L97 93L98 100L79 101L76 109L63 112L60 118L63 148L68 150L70 146L73 149L80 147L92 158L102 162L131 166L149 162L151 167L158 168L155 160L159 151L164 150L165 144L170 145L168 149H175L166 133V129H171L173 133V119L169 112L172 126L171 123L169 127L158 124L161 113L154 111V105L160 102L154 98L146 101L149 109L145 118L142 107L144 102L136 103L135 98H146L148 93L141 94ZM165 114L168 117V110ZM162 132V145L155 150L151 144L153 134L159 135ZM165 156L170 159L169 154Z\"/></svg>", "mask_w": 264, "mask_h": 264}, {"label": "built area", "instance_id": "obj_4", "mask_svg": "<svg viewBox=\"0 0 264 264\" xmlns=\"http://www.w3.org/2000/svg\"><path fill=\"white\" fill-rule=\"evenodd\" d=\"M138 79H140V76H139V74H138V72H137L136 74H134L133 76H131V77L129 78V82H130V84L135 85V84H137ZM74 88H75V87H73V89H74ZM74 96H78V93L75 92V93H74Z\"/></svg>", "mask_w": 264, "mask_h": 264}]
</instances>
